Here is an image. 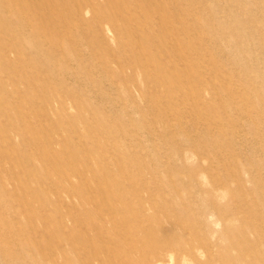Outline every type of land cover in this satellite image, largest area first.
I'll return each mask as SVG.
<instances>
[{"label": "rangeland", "instance_id": "rangeland-1", "mask_svg": "<svg viewBox=\"0 0 264 264\" xmlns=\"http://www.w3.org/2000/svg\"><path fill=\"white\" fill-rule=\"evenodd\" d=\"M0 264H264V0H0Z\"/></svg>", "mask_w": 264, "mask_h": 264}, {"label": "bare ground", "instance_id": "bare-ground-1", "mask_svg": "<svg viewBox=\"0 0 264 264\" xmlns=\"http://www.w3.org/2000/svg\"><path fill=\"white\" fill-rule=\"evenodd\" d=\"M244 260H245V258H244Z\"/></svg>", "mask_w": 264, "mask_h": 264}]
</instances>
